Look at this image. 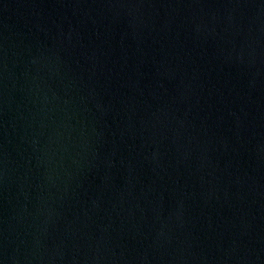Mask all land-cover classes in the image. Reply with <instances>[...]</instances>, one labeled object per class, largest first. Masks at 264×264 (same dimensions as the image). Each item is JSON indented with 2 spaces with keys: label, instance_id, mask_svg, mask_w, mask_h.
Wrapping results in <instances>:
<instances>
[{
  "label": "water",
  "instance_id": "95a60500",
  "mask_svg": "<svg viewBox=\"0 0 264 264\" xmlns=\"http://www.w3.org/2000/svg\"><path fill=\"white\" fill-rule=\"evenodd\" d=\"M0 264H264V0H0Z\"/></svg>",
  "mask_w": 264,
  "mask_h": 264
}]
</instances>
